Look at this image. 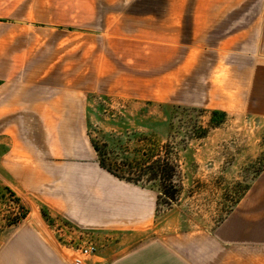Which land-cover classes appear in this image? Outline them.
I'll use <instances>...</instances> for the list:
<instances>
[{
    "label": "crops",
    "instance_id": "0c3cea01",
    "mask_svg": "<svg viewBox=\"0 0 264 264\" xmlns=\"http://www.w3.org/2000/svg\"><path fill=\"white\" fill-rule=\"evenodd\" d=\"M48 9L0 0V181L25 210L0 226V264H72L42 209L92 240L112 232L83 264H243L247 244L243 258L263 261L264 168L219 228L144 240L155 195L99 166L87 97L264 117V0H168L137 21L157 22L155 40L109 31L126 30L129 7L111 22L92 9L86 27L38 21Z\"/></svg>",
    "mask_w": 264,
    "mask_h": 264
},
{
    "label": "rangeland",
    "instance_id": "374dc122",
    "mask_svg": "<svg viewBox=\"0 0 264 264\" xmlns=\"http://www.w3.org/2000/svg\"><path fill=\"white\" fill-rule=\"evenodd\" d=\"M48 1L49 9L37 14L38 21L75 27L89 24L92 9L97 21L111 22L121 20L122 10L129 7L124 18L127 26L123 29L126 30L109 31L121 35L123 32L141 35V32L149 31L151 36L146 37L151 40L157 39V22L150 24V30L141 31L139 29L144 28H139L137 21L157 16V5L168 3V0ZM120 44L116 42L114 47L118 48ZM87 100V132L105 154L103 157L118 165L120 173L124 172L121 175L131 182L153 190L154 221L144 240L152 239L155 234L151 231L156 229L157 242L162 241L161 237L182 230L214 231L237 206L240 208L242 204H237L264 168V117L221 114L100 94L89 95ZM157 157L168 164L163 170L158 169V173ZM22 213L25 210L19 206L18 199L0 181V226L11 224ZM41 213L56 231L60 243L65 244L67 252L75 251L87 238L85 230L69 220L49 215L45 209ZM111 233L104 230L101 237L87 238V242L93 241L100 246ZM249 249V244L242 245L243 257ZM258 253H264V250ZM243 257V264L264 262Z\"/></svg>",
    "mask_w": 264,
    "mask_h": 264
},
{
    "label": "trees",
    "instance_id": "16d2710c",
    "mask_svg": "<svg viewBox=\"0 0 264 264\" xmlns=\"http://www.w3.org/2000/svg\"><path fill=\"white\" fill-rule=\"evenodd\" d=\"M215 113L217 112H221V111H218V110H211ZM224 112H221V114H223ZM90 141H91V144L94 148V150L96 151V154H97V160H98V163H99V166L104 168L105 170H107L109 173H111L112 175L116 176L117 178L119 179H123V180H126V181H130L131 182V179L129 178H126L124 175H121V174H124L123 173H120L121 169H119V166L118 165H114V162L112 161H109V158H104L103 156L105 155L104 153L100 152V148H98V146L96 144L93 143V141L91 140L90 138ZM167 162L164 161V159L160 160V158L157 157V173H158V169L160 170V168H162V170L164 169V166H167ZM24 213H22L20 215V217L16 218L14 221H12L11 223H17L20 221V219L24 218Z\"/></svg>",
    "mask_w": 264,
    "mask_h": 264
},
{
    "label": "built area",
    "instance_id": "2783aa9c",
    "mask_svg": "<svg viewBox=\"0 0 264 264\" xmlns=\"http://www.w3.org/2000/svg\"><path fill=\"white\" fill-rule=\"evenodd\" d=\"M96 251V245L92 242L87 243L85 246H80L75 250L72 259V264H83L84 258L90 256Z\"/></svg>",
    "mask_w": 264,
    "mask_h": 264
}]
</instances>
